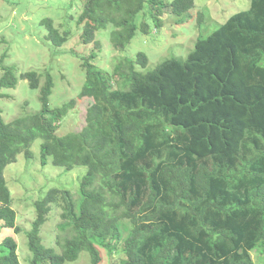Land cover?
<instances>
[{"label": "trees", "instance_id": "1", "mask_svg": "<svg viewBox=\"0 0 264 264\" xmlns=\"http://www.w3.org/2000/svg\"><path fill=\"white\" fill-rule=\"evenodd\" d=\"M145 3L86 0L77 23L83 42L96 50L82 63L86 82L78 99L94 102L81 132L58 134V121L76 101L51 110L49 74L44 87L37 72L22 75L32 89L41 88L39 113L7 123L0 111L1 235L5 228L22 232L5 170L20 154L31 160L37 139L44 166L51 159L67 170L87 167L76 201L70 191L55 189L36 202L30 264H67L84 252L91 264H104L102 250L110 258L122 255L120 264H257L253 253L264 258V0H251L249 10L199 37L185 61L169 59L141 73L137 66L146 68L149 59L139 53L120 60L112 73L98 68V30L112 26L114 47L125 50L138 29L150 32L147 21L161 26L165 8L178 23L195 8V0H149L145 14ZM44 24L57 48L70 39L52 20ZM60 194L67 207L58 252L40 235ZM0 245V264H21L14 237Z\"/></svg>", "mask_w": 264, "mask_h": 264}, {"label": "rangeland", "instance_id": "2", "mask_svg": "<svg viewBox=\"0 0 264 264\" xmlns=\"http://www.w3.org/2000/svg\"><path fill=\"white\" fill-rule=\"evenodd\" d=\"M144 13L151 11L145 0ZM165 4L175 0H162ZM86 0H0V111L7 123L26 115L39 113L42 109L41 88L32 89L30 82L22 75L37 72L40 87L52 76L55 87L50 97V108L55 111L75 100V109L66 115L60 124L58 134L81 132L86 126V114L93 99H78L86 82L82 68L83 59L96 50L94 43L85 44L82 39L83 25L78 19L83 13ZM251 0H195V8L188 13L183 23L165 8L160 17L161 26L157 28L153 20L147 21L150 32L145 34L138 29L135 39L125 50L116 49L112 42L113 27L98 30L96 40L102 45L95 65L105 72L112 73L116 64L123 59L135 60L139 53L148 56L146 68L137 66L141 73L154 70L169 59L185 61L194 50L199 37H207L225 24L233 15L249 10ZM144 13L138 19L140 20ZM202 13V16L200 14ZM156 14V13H154ZM149 17L146 15V18ZM52 20L60 33H70V39L57 48L48 40V30L44 24ZM49 74V75H48ZM15 83V84H14ZM115 87L118 86L116 77ZM42 140L37 139L32 146L33 158L26 159L24 154L18 161L7 166L5 178L12 192L13 209L17 212V226L22 232L3 229L0 242L6 237H14L18 243V255L21 264H30L32 255L29 248L28 233L37 218L36 202L41 201L51 190L70 191L76 201L80 194V185L87 174V167H75L67 170L55 166L49 160L44 166L41 159ZM67 204L61 194L59 201L50 206L47 222L42 227V244L48 248H61L55 244L59 228L66 223L63 215ZM1 249V245H0ZM104 264H120L123 256L114 253L113 258L102 250ZM257 264H264V258L253 253ZM67 264H91L90 255L82 253L80 258Z\"/></svg>", "mask_w": 264, "mask_h": 264}]
</instances>
